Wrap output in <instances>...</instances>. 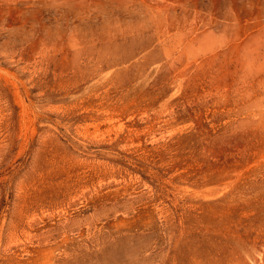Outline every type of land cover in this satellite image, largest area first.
<instances>
[{"label":"rangeland","instance_id":"obj_1","mask_svg":"<svg viewBox=\"0 0 264 264\" xmlns=\"http://www.w3.org/2000/svg\"><path fill=\"white\" fill-rule=\"evenodd\" d=\"M0 264H264V0H0Z\"/></svg>","mask_w":264,"mask_h":264}]
</instances>
